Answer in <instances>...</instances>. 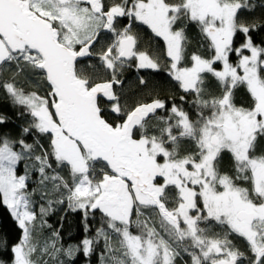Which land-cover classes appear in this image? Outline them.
Wrapping results in <instances>:
<instances>
[{"label": "snow or ice", "instance_id": "snow-or-ice-1", "mask_svg": "<svg viewBox=\"0 0 264 264\" xmlns=\"http://www.w3.org/2000/svg\"><path fill=\"white\" fill-rule=\"evenodd\" d=\"M255 7L0 0V90L20 121L13 134L0 111V204L20 232L0 233V264H264V42L252 35L264 18L244 15ZM137 25L163 55L143 50ZM190 27L210 54L189 51ZM161 60L181 103L138 75L149 98L129 105L125 72ZM61 205L80 213L78 243L48 223Z\"/></svg>", "mask_w": 264, "mask_h": 264}, {"label": "trees", "instance_id": "trees-1", "mask_svg": "<svg viewBox=\"0 0 264 264\" xmlns=\"http://www.w3.org/2000/svg\"><path fill=\"white\" fill-rule=\"evenodd\" d=\"M251 3L256 5L252 13H244L247 21H251L253 17L264 18V0H250ZM189 38L191 40V45L189 48L190 52H197L201 55H208V49L206 47V42L202 46L201 38L196 28L190 27L188 31ZM253 40L256 44H261L264 42V30L259 33H253ZM244 40L243 36H238L236 38V43H242ZM232 59H235L233 57ZM140 75H143L148 80V88L152 90L151 94H158L159 98L165 100L169 105L174 101L177 105L181 103L180 96L183 95L181 89L177 86L176 82L173 81L167 74L166 71L161 69V71L154 72L151 70H141ZM137 74L134 69H128L124 74V79L126 81L127 87L125 92L127 93V99L129 105L134 103L137 99H148L147 95H144L137 83ZM28 88H33L34 85L28 83L27 81H22ZM214 92L218 91L215 84H211ZM236 103L239 106H247L250 103L247 93L243 89H239L236 95ZM187 109L188 105H184ZM0 111L6 113L11 117L15 123L10 125L13 134L18 133V128L16 127L20 121L15 120L16 109L11 105V102L5 97L2 90H0ZM63 217V219H61ZM48 223L52 225L53 228L59 229L61 236L63 237V243L65 245L69 243H78L85 235L83 231V225L81 223L80 213L71 212L66 210V205L58 206L57 211L47 217ZM0 233H3L9 237L10 243H15L20 236L19 230L16 228L14 221L12 220L9 210L2 204H0ZM47 235V230L38 236L41 241L43 237ZM91 235V233H89ZM235 243L241 250L246 251V244L242 240H235ZM84 258L80 257V264H83ZM93 264H95V257H93Z\"/></svg>", "mask_w": 264, "mask_h": 264}, {"label": "rangeland", "instance_id": "rangeland-1", "mask_svg": "<svg viewBox=\"0 0 264 264\" xmlns=\"http://www.w3.org/2000/svg\"><path fill=\"white\" fill-rule=\"evenodd\" d=\"M134 32L139 36L140 43L143 46V50L150 53H155L156 50H159L160 54L163 55V49H164L163 43L157 39H154L150 31L145 26H141V25L135 26ZM165 67H166V62L164 60H161V69L164 70ZM132 69H134L137 76L140 75L139 73L141 70L137 72L135 68ZM84 72L86 74H90L92 72V69L85 66Z\"/></svg>", "mask_w": 264, "mask_h": 264}]
</instances>
